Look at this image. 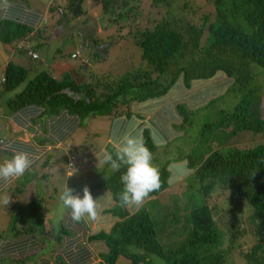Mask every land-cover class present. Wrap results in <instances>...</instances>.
I'll return each mask as SVG.
<instances>
[{"label": "trees", "instance_id": "obj_1", "mask_svg": "<svg viewBox=\"0 0 264 264\" xmlns=\"http://www.w3.org/2000/svg\"><path fill=\"white\" fill-rule=\"evenodd\" d=\"M42 1L53 17V24L46 23L44 28L54 25L59 28L58 24L65 19L66 11L72 13L76 6L79 13L74 16H86L83 9L87 2L98 5L103 18H110L111 25L117 24V18L123 17L121 20L127 21L133 11L140 9L142 0ZM205 1L203 7L196 2L191 5L188 0H152L151 12L161 15L159 8H165L166 14H163L162 21L153 29L150 27L152 21L147 18L145 23L141 22L143 26L138 22L134 24V34L131 30L128 35H134V43L141 50V59L149 65L150 75L155 78L147 72H137L134 76L121 79L108 89V93L97 94L93 86V89L87 88L84 83L76 84L68 77L57 81L46 71L28 80L27 70L13 63H9L3 73L0 98L24 85L5 104L0 102V113L5 116L4 119L16 115V112L29 105L43 107L47 116L63 110L81 119L111 116L118 107H125L130 102L140 103L177 91L178 86L177 89L174 87L182 81L184 91L179 88L181 95L175 96L184 100L177 107V113L182 116L185 126L189 122V119L186 121L188 115L210 109L226 97L232 88L240 98L242 96L226 115L221 127L208 138L211 144H216V149L213 150L209 142L205 141V151L197 145L190 155L161 167L162 187L151 193L149 198L158 197L171 186L187 181L190 177L198 183L194 187L188 185V190L194 192L190 191L187 197L195 198V194L201 197L200 205L189 199L188 208L183 207L182 217L178 221L174 220L178 223L167 226L160 221V216L152 214L153 210L145 207L128 216L117 200L116 210L121 220L109 234L97 236L109 248L108 254L103 256L104 264H115L120 257L128 258L132 264H154L150 261L154 256L164 264H225L226 252L220 248L224 233L218 228L212 210L207 205V199L217 188H227L233 192V197L238 196L237 199L245 201L242 202L249 206L250 220L255 227L253 237L256 242L249 251L250 257H238L235 263L264 264V144L243 150L226 147L241 132L254 135L264 133L261 114L264 86L259 83V77L264 76V73L257 72V68L264 71V0ZM59 13H62V17ZM140 15L137 11L134 18ZM176 15L183 16L176 19ZM187 15L199 24L194 25ZM118 27L119 30L126 28L121 25ZM42 31L38 29L33 32L23 25L0 21V42L11 45L14 51L27 57V51L19 50L16 41L22 40L34 50L41 49L47 45L42 38ZM31 33H34L32 37ZM217 81L219 84H216ZM230 81L227 87L222 86ZM214 86L216 90L226 89L225 96L212 97L205 102V96L200 95L198 88L205 95L213 93ZM200 101L205 104L197 107ZM222 134L225 138H221ZM143 141L151 151L154 150L155 146L149 137L144 136ZM194 150H199L201 154L197 156ZM111 153L115 155L114 149H111ZM124 171L121 167L120 171L110 174L103 172L105 178L90 188L91 193L101 188L110 191L115 198L122 191L120 176ZM6 220L3 223L5 227H1L0 231V252L5 258L10 256L12 259L1 264H36L39 260L41 264L50 263L55 252V248L50 246V239L60 242L62 237L70 235L74 224L70 219L69 224L61 226L60 231L54 234L45 212L31 214L27 210L24 213L15 210ZM242 244L246 245V242L242 241ZM131 249L142 254H132ZM73 262L80 264L77 260Z\"/></svg>", "mask_w": 264, "mask_h": 264}, {"label": "crops", "instance_id": "obj_2", "mask_svg": "<svg viewBox=\"0 0 264 264\" xmlns=\"http://www.w3.org/2000/svg\"><path fill=\"white\" fill-rule=\"evenodd\" d=\"M60 11L62 12V10ZM6 20L23 25L33 32L43 29L42 38L48 43L47 30L51 28L46 26L44 28L43 25L46 23L48 25L53 24V17L46 3L42 0H0V21ZM63 21L66 23V19ZM60 30L58 28L57 31ZM33 35L34 33H31L30 37ZM20 41L22 40L16 42ZM45 48L49 50L47 45ZM32 50L38 55V59H30L27 54V57H24V55L14 51L11 45H4L0 42V89L6 66L9 63L18 62L19 66L24 67L19 63L21 61H25L30 66L39 62L38 65L42 67L39 69V66L36 65L38 69L34 71V77L40 72L46 71L57 81L65 77L72 79L76 84L86 81L85 78H80L75 74L76 68L74 66L78 65V60L75 59L78 56L73 59L75 61L72 65L67 63L55 65L51 54L40 61L39 49ZM59 53L60 51L57 49L55 54L58 55ZM89 56L86 57L89 59ZM79 61L80 63L81 61L82 63L86 62L83 58H80ZM24 68L27 70L28 79L29 70ZM56 72L60 75L59 78H56ZM52 73L55 74V77L51 75ZM230 83L231 81L222 86L227 87ZM216 84H219V81ZM177 86L178 89H182V81H179L174 89H177ZM178 89L144 102H130L125 107H118L114 115L106 117L81 119L70 114L67 110L53 116H47L43 107L35 105L25 106L16 112V115L13 114L8 119H4L5 116H1L0 113V162L10 158L13 152H27L34 161L31 169L19 179L13 181L0 180V197L6 195L5 199H10L9 205L0 203V212L7 211L9 208L13 212L18 210L24 213L27 210L31 214H39L43 211L48 219V225L54 230V234L58 233L61 226L69 224L70 216L67 212L61 211L60 202H57L58 194L54 189L56 182L63 181L64 184L67 182L68 187H76L83 182L89 189L93 185L100 184L99 175L110 167L105 165L102 168H97L96 155L99 156L104 151L111 152L113 144L120 142L125 135L141 137L142 139L147 136L156 148H166L170 144L183 142L185 138L183 120L180 113H177V107L184 100L182 97L175 96L181 93ZM198 89L200 95L205 96V102H208L212 97H220L226 94V89L216 90V86H214L213 93L209 92L205 95L202 89ZM182 91L184 90L182 89ZM202 103L200 101L197 107L205 104ZM89 119L91 120L89 122H97L99 119L103 121L97 122L96 129L92 128L91 131L87 129L82 132L81 130L87 126L85 123H88ZM100 133L104 134L103 140H101ZM195 144L193 143L189 147L191 148ZM79 149L80 152H78ZM67 155L75 157L74 167L78 170L70 179L66 168L68 166ZM107 192L108 190L99 188L92 195L95 199H99ZM80 195L82 196L83 192ZM153 199H148L143 207L147 208L148 204L153 203ZM101 203L105 206L99 221L95 223L86 220L73 221L74 224L69 231L70 235L62 237L60 242H53V239H50V246L55 248V252L50 263L47 264H74L73 260H77L80 264H104L103 256L108 254L109 248L106 242L98 239L97 236L109 234L121 218L117 214L116 202L107 204L102 201ZM122 209L127 212L128 216L137 212L127 208ZM7 217V215H0V231L1 227H5L3 223L7 222ZM34 253H32L33 257ZM9 257L5 258V255L0 252V264L12 259ZM40 261L36 264H41ZM115 264H132V261L120 257Z\"/></svg>", "mask_w": 264, "mask_h": 264}, {"label": "rangeland", "instance_id": "obj_3", "mask_svg": "<svg viewBox=\"0 0 264 264\" xmlns=\"http://www.w3.org/2000/svg\"><path fill=\"white\" fill-rule=\"evenodd\" d=\"M151 1L152 0H142L141 3H139L140 9L137 8L135 12L133 11V13L127 18V21L121 20L123 18L121 17L117 18V24L112 23L111 25L110 18L108 19V16L103 18L100 7L95 5V3L87 2L84 4L83 11L87 13V17L84 16V14L83 16H74L73 12L70 13L67 10L65 16L66 23L65 21H60L58 24L59 29L61 30L57 31L58 27H54L55 25L53 27H49L51 29L47 30V35L49 36L47 40V48H49V50H46L45 47L39 49L38 53L40 55V61L47 58L49 56L48 54L52 55L53 64L55 65L66 63L72 65L75 60H78V65L74 64V67L76 68L75 74L80 76V78L86 79V81H82L79 84L84 83L87 88L93 89L94 87L97 94L108 93V89L110 90L111 87L113 88V86L119 83L121 79L134 76V73L147 72V74L151 76V69L149 65L142 61L141 50L134 43V35H128L131 30L132 34H134L136 30L134 24L137 22L143 26V23H145L147 19L148 21L150 19L152 21L151 24H153L150 27L153 29L162 21L164 18L163 14H166L165 8H159L161 9V15L157 14V12H151ZM188 1L191 5L195 2L200 3V6L203 7L206 5L205 0ZM209 2L210 0H208V3ZM137 11L138 14L141 15L138 18H134V14ZM116 14L117 11L114 12V15ZM76 15H78V13H76ZM182 16L183 15H176L175 17L176 19H179ZM187 17L190 20L192 19V17L190 18L188 15ZM115 18L116 16L113 17V19ZM145 18L147 19L145 20ZM191 21H194V25L199 24L194 18ZM118 25L126 28L119 30ZM50 36L52 37L50 38ZM92 42H95V44L93 45ZM57 49L60 51L58 55L55 54ZM88 55H90L89 59L86 57ZM76 56H78V58L73 60ZM80 58L85 59L86 62L82 63L81 61L80 63ZM13 63L18 65V62ZM19 63L28 68V79H32L34 77V71L38 69L39 62H35L36 64L31 66L25 61H21ZM41 67L39 66V69ZM257 72L264 73L263 69L260 68H257ZM51 75L55 77L54 73ZM59 76L60 75L56 72V78H59ZM151 77L155 78V76ZM259 80L261 86H264V76L259 77ZM23 86L24 85H22L15 92H12L10 95H6L4 98L2 97L0 102L5 104L6 100L12 98L23 88ZM106 86L108 88H106ZM241 98L232 88L226 97L215 103L212 107H210V109L188 115L186 121L189 119V122L183 126V131L185 132L183 142L180 141L170 144L166 148L154 147L152 152L154 154L155 164L161 168L168 162L183 159L190 155L197 145L201 150H204L203 147L205 146V141L209 142V136L213 135L214 131L221 127L226 115L231 112L233 106H236V103ZM220 110L221 112H219ZM221 113H223L224 116H222ZM261 114L264 120V102L261 107ZM89 121L91 120L89 119L88 123H85L87 126L81 130L82 132L87 129L90 131L92 128L96 129L97 124L103 120L99 119L97 121L98 123ZM100 134L101 140H103L104 134ZM221 138H225V135L222 134ZM193 143H196L195 146L190 148L189 146ZM209 144L212 146L213 150L216 149V144H211V142H209ZM261 144H264V133L254 135L250 132H241L237 137L231 139L226 147L227 149L231 147L233 149L237 148L239 150H243L254 148ZM78 152H80V149ZM194 153H196L197 156L198 154H201L199 150H194ZM112 171L113 170H111V168H108L107 173L110 174ZM104 178V175H99L100 181ZM85 181L87 180L85 179ZM197 183L198 181L196 179H192L190 177L187 181H181L177 185L168 188L160 196L154 198L153 203L148 204L146 209H152V214L156 213L157 216H160V221L163 224H167V226H169V224L173 225L178 223L174 220L177 219L178 221V218L182 217V210H184L183 207H186V209L188 208L187 201L189 199H193L194 204L200 205L201 203V197H198L196 194L195 198L187 197V194H190L191 191L188 190V185L192 184V187H194ZM63 186V181L56 182V187L54 188L55 192L59 194L62 191ZM84 186L85 183L82 182L80 185H77L76 187L71 186L70 188H73L76 192L81 193ZM232 193L233 192L227 188H217L207 199V205L212 210L217 226L224 233V239L220 248L226 252L225 264H236L235 262L238 257L241 259H244L246 256L250 257L249 251L251 250L252 245L256 242L253 237L255 234V227L250 220V208L247 204L245 205L242 202L244 201L243 199H237L238 196L233 197L234 194ZM5 198L6 195H2L0 197V203H3ZM57 202H60L58 198ZM173 206L176 210H173ZM13 213L14 212L9 208L7 211L0 212V215L9 216L13 215ZM152 217L155 219L154 216ZM234 218H236L237 222ZM186 235H188V233H186ZM242 241H245L246 245H243ZM130 252L132 254H142L140 251L135 249H131ZM150 261L154 264H164L162 260L155 256L152 260L150 259Z\"/></svg>", "mask_w": 264, "mask_h": 264}, {"label": "clouds", "instance_id": "obj_4", "mask_svg": "<svg viewBox=\"0 0 264 264\" xmlns=\"http://www.w3.org/2000/svg\"><path fill=\"white\" fill-rule=\"evenodd\" d=\"M21 43L23 41L16 42L17 45ZM26 51L30 57L29 52L36 54L31 48ZM36 59H38V55ZM113 149L114 156L108 151H104L99 156L96 155L97 168L107 165L113 171H120L123 167L125 171L120 176V182L123 185L122 191L115 198L108 191L103 197L95 199L88 186L83 187V195L81 196L75 189L68 187L66 182L58 194V199L61 211L67 212L72 221L86 220L91 223L99 221L105 206L101 203L102 201L112 204L118 200L121 207L130 211H139L150 198V194L161 189L160 168L154 162L153 152L145 145L141 137L125 135L120 142L113 144ZM33 162L29 153L13 152L10 158L0 162V180L13 181L19 179L31 169ZM66 168L69 179L78 171L71 165L66 166ZM9 202L10 199L3 200L6 205H9Z\"/></svg>", "mask_w": 264, "mask_h": 264}, {"label": "built area", "instance_id": "obj_5", "mask_svg": "<svg viewBox=\"0 0 264 264\" xmlns=\"http://www.w3.org/2000/svg\"><path fill=\"white\" fill-rule=\"evenodd\" d=\"M17 48L19 50H29L30 49L29 46L25 42L19 44L17 46ZM29 54L31 55L32 59H36L37 58L36 54H33L31 52H29ZM68 161H69L68 165H71V166L74 167L75 157L73 155H68Z\"/></svg>", "mask_w": 264, "mask_h": 264}, {"label": "water", "instance_id": "obj_6", "mask_svg": "<svg viewBox=\"0 0 264 264\" xmlns=\"http://www.w3.org/2000/svg\"><path fill=\"white\" fill-rule=\"evenodd\" d=\"M76 13H79L78 6H76V7L74 8V11H73V14H74V15H75Z\"/></svg>", "mask_w": 264, "mask_h": 264}]
</instances>
